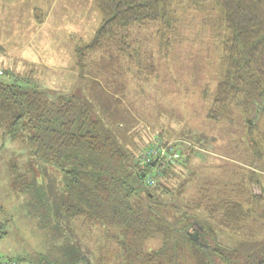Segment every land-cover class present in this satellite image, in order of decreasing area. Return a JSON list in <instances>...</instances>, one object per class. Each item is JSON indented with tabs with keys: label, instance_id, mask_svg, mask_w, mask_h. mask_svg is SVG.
<instances>
[{
	"label": "rangeland",
	"instance_id": "obj_1",
	"mask_svg": "<svg viewBox=\"0 0 264 264\" xmlns=\"http://www.w3.org/2000/svg\"><path fill=\"white\" fill-rule=\"evenodd\" d=\"M70 3L74 6L69 10L61 8ZM176 16L174 31L163 30L165 35L157 22L130 29L127 42L138 63L109 48L86 52L81 70L77 48L93 38L101 20L93 0H0V75L51 93L87 97L136 155L156 137L181 148L188 160H179L170 181L165 180L185 184L178 203L198 198L205 190L208 196L240 198L238 192L249 187L251 173L264 186V145L255 144L258 129L249 131L247 108H236L229 120L207 115L224 74L220 11L213 3L202 9L184 2L176 6ZM259 126L264 130L263 122ZM2 135L0 130V220L6 222L7 233L0 238V254L21 256L23 264H74L86 252L89 257L95 243L89 238L79 241L76 221L34 216L35 200L47 213L54 212L61 194L56 190L57 170L45 160L30 159L20 135ZM149 173L154 174L155 167ZM56 223L61 227L56 229ZM263 226L258 218L244 231L261 239ZM215 234L226 244L242 240L224 229ZM68 239L88 250L67 249ZM158 244L154 239L147 246ZM95 254L90 256L92 264H97Z\"/></svg>",
	"mask_w": 264,
	"mask_h": 264
},
{
	"label": "trees",
	"instance_id": "obj_2",
	"mask_svg": "<svg viewBox=\"0 0 264 264\" xmlns=\"http://www.w3.org/2000/svg\"><path fill=\"white\" fill-rule=\"evenodd\" d=\"M93 1L101 20L93 38L77 48L81 70L87 53L109 48L134 59L135 50L127 42L132 27L157 22L165 35L174 31L178 4L205 9L213 3L225 31L219 40L224 74L207 115L229 120L236 108H247L249 131L258 129L255 144L264 145V130L259 131L264 123V0ZM34 84L0 75V130L4 136L20 135L30 159L45 160L59 174L56 190L61 194L54 212L47 213L44 204L35 200V217L76 221L79 241L89 238L95 243L89 251L96 252L97 264H112L113 256L115 264H264V226L261 239L244 231L258 218L264 221V186L256 174L251 173L249 187L240 189V198L208 196L205 190L180 204L185 184L174 186L165 180L179 160L186 163V152L173 145L169 150L178 154L173 160L143 163L141 154L123 142L90 99L51 93ZM57 225L61 227L56 223V229ZM6 226L0 220V238L6 235ZM221 229L242 240L233 245L218 240L215 233ZM154 239H159L158 246L148 247ZM79 241L68 239L66 248L87 251ZM86 253L79 261L92 264L91 254ZM25 261L0 254V264Z\"/></svg>",
	"mask_w": 264,
	"mask_h": 264
},
{
	"label": "built area",
	"instance_id": "obj_3",
	"mask_svg": "<svg viewBox=\"0 0 264 264\" xmlns=\"http://www.w3.org/2000/svg\"><path fill=\"white\" fill-rule=\"evenodd\" d=\"M169 149H173L168 145H163L159 139H154V142L146 147V149L141 153V160L143 163L149 162L151 160L154 161H164L165 158L174 159L178 154L176 151L172 152ZM171 151V152H170ZM148 181L150 183H154L153 178H149Z\"/></svg>",
	"mask_w": 264,
	"mask_h": 264
},
{
	"label": "crops",
	"instance_id": "obj_4",
	"mask_svg": "<svg viewBox=\"0 0 264 264\" xmlns=\"http://www.w3.org/2000/svg\"><path fill=\"white\" fill-rule=\"evenodd\" d=\"M73 6H74V5H73ZM73 6H72V4L70 3L69 5H63V6H61V8L64 9V10H69L70 7L72 8ZM93 6H94V5H93ZM94 8H95V6H94Z\"/></svg>",
	"mask_w": 264,
	"mask_h": 264
},
{
	"label": "water",
	"instance_id": "obj_5",
	"mask_svg": "<svg viewBox=\"0 0 264 264\" xmlns=\"http://www.w3.org/2000/svg\"><path fill=\"white\" fill-rule=\"evenodd\" d=\"M155 163H156V161L153 162V165H155ZM143 175H144V173H143Z\"/></svg>",
	"mask_w": 264,
	"mask_h": 264
},
{
	"label": "flooded vegetation",
	"instance_id": "obj_6",
	"mask_svg": "<svg viewBox=\"0 0 264 264\" xmlns=\"http://www.w3.org/2000/svg\"><path fill=\"white\" fill-rule=\"evenodd\" d=\"M195 233H197V232H195ZM196 238H198V237L196 236Z\"/></svg>",
	"mask_w": 264,
	"mask_h": 264
}]
</instances>
